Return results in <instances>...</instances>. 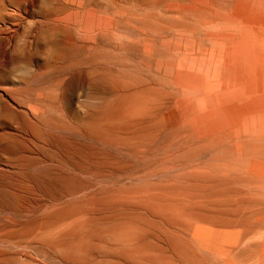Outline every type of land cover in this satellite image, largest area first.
I'll use <instances>...</instances> for the list:
<instances>
[{"label": "rangeland", "instance_id": "1", "mask_svg": "<svg viewBox=\"0 0 264 264\" xmlns=\"http://www.w3.org/2000/svg\"><path fill=\"white\" fill-rule=\"evenodd\" d=\"M246 19L264 0H0V264H264Z\"/></svg>", "mask_w": 264, "mask_h": 264}, {"label": "bare ground", "instance_id": "2", "mask_svg": "<svg viewBox=\"0 0 264 264\" xmlns=\"http://www.w3.org/2000/svg\"><path fill=\"white\" fill-rule=\"evenodd\" d=\"M254 21H256L255 19H246V20H244V25L245 26H247V28L248 29H253V30H257V29H259L260 27H262V26H264V21H262V23H257V22H254ZM243 22V21H242ZM241 22V23H242ZM206 24V23H205ZM260 31V30H259ZM237 36V35H236ZM230 38H232V36H229ZM228 37V38H229ZM235 36H233V38H234ZM224 38H227L226 36L224 37ZM261 38V37H260ZM235 39V38H234ZM262 40V39H261ZM264 43V41L263 42H261L260 44L262 45ZM259 44V45H260ZM258 45V44H257ZM223 56V55H222ZM262 59V58H261ZM261 61V60H260ZM257 75V74H256ZM259 85V84H258ZM263 85V84H262ZM258 92V91H257ZM253 106V105H252ZM249 107H251V106H249ZM253 110H254V108H252ZM252 109H250V110H252ZM252 110V111H253ZM247 113V112H246Z\"/></svg>", "mask_w": 264, "mask_h": 264}]
</instances>
